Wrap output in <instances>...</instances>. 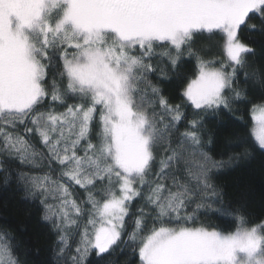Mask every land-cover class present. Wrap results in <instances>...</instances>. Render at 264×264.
Wrapping results in <instances>:
<instances>
[{
    "label": "snow or ice",
    "instance_id": "snow-or-ice-1",
    "mask_svg": "<svg viewBox=\"0 0 264 264\" xmlns=\"http://www.w3.org/2000/svg\"><path fill=\"white\" fill-rule=\"evenodd\" d=\"M250 14H259L264 30V0H0V158L32 170L18 179L57 235V260L89 264L93 252L103 258L123 242L138 245L140 264H264V221L248 227L239 216L227 233L187 226L197 214H231L212 182L224 162L203 150L199 113L231 111L242 99L234 87L240 72L246 80L256 75L245 71L255 53L239 35ZM205 31L221 34L224 60H205L192 48ZM165 45L159 56L172 67L186 51L197 60L183 104L170 103L148 79L155 49ZM45 102L53 107L37 111ZM186 106L199 118L180 131ZM251 117L264 149V99ZM75 186L85 200L75 198ZM138 198L144 203L134 213ZM148 218L152 227L141 235ZM0 264H20L6 233Z\"/></svg>",
    "mask_w": 264,
    "mask_h": 264
},
{
    "label": "trees",
    "instance_id": "trees-1",
    "mask_svg": "<svg viewBox=\"0 0 264 264\" xmlns=\"http://www.w3.org/2000/svg\"><path fill=\"white\" fill-rule=\"evenodd\" d=\"M251 25H255L256 28L251 29ZM239 35L255 53L247 55L249 67H246L245 71L255 72L256 75L246 80L244 71L240 72L234 87L242 91V99L233 102L231 111L221 108L218 112L199 113V117L204 121L203 150L214 160L224 162L221 169L213 170L212 182L222 194L223 203L230 205L231 214L228 216L197 214L196 221L187 224L189 227L203 225L231 232L235 230L236 218L239 216L247 220L248 227L259 225L264 221V149L259 147L251 134L252 106L264 99V77L261 76V73H264V30L261 29L259 14H250L247 25L241 27ZM158 43L163 45V42ZM166 47V45L156 47L157 55L150 61L156 71L150 73L148 79L162 90V94L169 98L170 103L183 104L182 92L198 70L197 60L195 57H189L186 51L177 66L172 67L166 57L159 56ZM192 48L205 60L225 59L223 39L218 31L216 34L206 31L196 34ZM161 69L167 73L166 76H161ZM47 79L51 82V72ZM226 94L234 95V93ZM78 102V99L67 101L69 104ZM49 107L53 106L45 102L37 111H47ZM54 107L57 112L64 111L63 107ZM182 111H186V118L179 127L180 131L184 130L189 120L199 118L191 106L182 107ZM98 119L97 114V123L92 129L94 143L99 131ZM27 127H31L30 121ZM16 130L24 134L25 125L18 124ZM29 139L36 143L38 151L46 152L35 137ZM159 159L160 155L157 154V161ZM0 160L3 162V169L0 170V234H7L8 242L13 246V255L20 264H64L63 260L56 258L57 235L51 223L43 219V206L38 198H33L25 191L23 183L18 179L19 173H29L32 170L18 166V162L3 158ZM144 191L146 193L147 189ZM74 196L81 201L87 198V193L79 186H75ZM143 203V199L138 198L132 211L135 213ZM194 207L195 205H192L188 212ZM232 209L236 211L231 212ZM134 218V216L128 218V226L123 235L124 241H127L128 233L132 230ZM151 227L152 220L148 218L145 232L141 235H146ZM88 261L89 264H140L138 245L134 250L133 247L125 246L122 242L110 255L100 258L93 252Z\"/></svg>",
    "mask_w": 264,
    "mask_h": 264
},
{
    "label": "rangeland",
    "instance_id": "rangeland-1",
    "mask_svg": "<svg viewBox=\"0 0 264 264\" xmlns=\"http://www.w3.org/2000/svg\"><path fill=\"white\" fill-rule=\"evenodd\" d=\"M225 58H226V57H225ZM197 72H198V70H197ZM197 72H196V73H197ZM195 76H196V74H195ZM195 76H193L190 80L195 79ZM190 80L188 81V83L190 82ZM188 83H187V84H188ZM187 84H186V86H187ZM186 86H185V88H186ZM185 88H184V89H185ZM184 89H183V90H184ZM254 127H255V122L252 120L251 131H252V129H253ZM225 233H227V232H225Z\"/></svg>",
    "mask_w": 264,
    "mask_h": 264
}]
</instances>
